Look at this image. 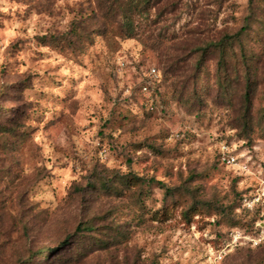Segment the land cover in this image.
Segmentation results:
<instances>
[{
	"label": "rangeland",
	"instance_id": "rangeland-1",
	"mask_svg": "<svg viewBox=\"0 0 264 264\" xmlns=\"http://www.w3.org/2000/svg\"><path fill=\"white\" fill-rule=\"evenodd\" d=\"M128 3L0 0V264H264V0Z\"/></svg>",
	"mask_w": 264,
	"mask_h": 264
},
{
	"label": "trees",
	"instance_id": "trees-1",
	"mask_svg": "<svg viewBox=\"0 0 264 264\" xmlns=\"http://www.w3.org/2000/svg\"><path fill=\"white\" fill-rule=\"evenodd\" d=\"M147 2H148V0H130V3H128V5H130V6L133 5L132 8H136V7L138 8V5L140 6V5H143ZM131 22L132 21L129 19V24ZM241 32L242 31L240 30L234 35H226V36H224V38H222L217 43H210V44L214 45V47L217 48V50L220 53V56L222 57V56H224L226 50H228V48H229L228 45H230L234 39L239 40V37H240L239 35L241 34ZM151 107H152L151 109H153V105H151ZM121 182L122 183H120V185H124L126 188H130V187H134V186H137L140 183H142V178L138 177L137 175H132L130 178L128 177V178L122 179ZM109 188L117 190L118 185L112 184V185H110ZM83 228H86V227H83ZM83 228L78 226L73 234L65 236V238L57 246L47 247L46 249H39L33 255L29 254L26 262L31 263L34 260L33 259L34 257H37V258L40 257L46 250L54 252V253L60 251L61 247H64L65 245H67L70 242V238L72 236H75L76 232L83 231ZM95 242H100V241H95ZM101 242H104V240H102Z\"/></svg>",
	"mask_w": 264,
	"mask_h": 264
},
{
	"label": "built area",
	"instance_id": "built-area-1",
	"mask_svg": "<svg viewBox=\"0 0 264 264\" xmlns=\"http://www.w3.org/2000/svg\"><path fill=\"white\" fill-rule=\"evenodd\" d=\"M152 74L155 75L156 74V71L155 69H152L151 70ZM143 90H147V86L146 85H143L142 87ZM225 148V147H224ZM223 148V149H224ZM222 159L228 163V164H231V163H234L235 162V159L232 155H225L224 151L222 152Z\"/></svg>",
	"mask_w": 264,
	"mask_h": 264
}]
</instances>
